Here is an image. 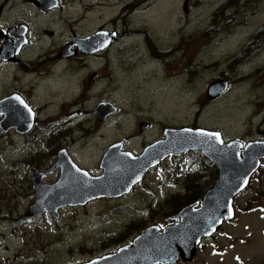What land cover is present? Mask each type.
<instances>
[{
	"label": "rangeland",
	"instance_id": "obj_1",
	"mask_svg": "<svg viewBox=\"0 0 264 264\" xmlns=\"http://www.w3.org/2000/svg\"><path fill=\"white\" fill-rule=\"evenodd\" d=\"M227 1L131 0L137 3L139 15L129 18L117 1L112 5L117 4L118 9L104 4L95 9L94 2L72 0L75 8L66 14L67 20L71 17L65 25L66 35L87 34L104 24L120 30L124 20H128L127 28L134 24L145 40L141 36L121 40L103 60L81 65L80 79L77 69L67 70L66 106L61 116L65 124L60 129L63 139L58 147L67 149L73 161L90 172L110 145L135 133L138 136L125 145L127 151L134 153L158 139L164 127L216 128L227 143L260 140L264 135V49L245 60L239 59L231 68L229 65L264 25V0H255L258 4L254 9L243 8L249 0H238L234 24L230 22L222 32L217 23L207 33L215 13ZM228 8L223 13L231 18L235 10ZM150 39L162 52L172 49L165 56L171 58L150 63L145 49ZM92 73L96 75L90 79ZM218 81H228L229 89L210 99L207 89ZM99 103H109L117 111L98 121L95 109ZM70 113L74 115L68 117ZM144 123L151 128L140 134ZM37 150L28 146L13 149V165L5 158L6 163L0 167L1 174L6 173L0 176V217L9 208L13 210L10 219H1L13 224V237L9 224H0V257L13 258V264H86L116 252L140 233L139 226L162 221L168 208L157 209L159 203L163 207L169 195L178 191L183 194L180 187L185 178L187 185L197 184L203 191L214 182L210 175L208 180L197 182L200 176L192 174H200L207 164L201 163L198 154L186 155L171 163L167 161V168L162 167L145 185L122 199H101L79 209L65 207L59 211V220L49 214L27 217L25 213L34 201L28 166L35 167L31 154ZM57 152L49 151L46 158L52 160L41 168L52 165ZM191 167L196 173H189ZM206 173L212 174V169ZM181 197L180 201L184 195ZM119 206L129 208L115 209ZM148 207L154 208L149 219ZM143 208L145 212H141ZM233 208L234 220L222 226L224 236L218 255H212L209 248L204 250L209 247L206 246L194 256L192 264H264V160L245 191L234 198ZM137 221L141 222L131 224L125 232H130V236H115L123 230L122 224ZM120 239L123 241L118 242Z\"/></svg>",
	"mask_w": 264,
	"mask_h": 264
},
{
	"label": "flooded vegetation",
	"instance_id": "obj_2",
	"mask_svg": "<svg viewBox=\"0 0 264 264\" xmlns=\"http://www.w3.org/2000/svg\"><path fill=\"white\" fill-rule=\"evenodd\" d=\"M75 1L77 3H79L80 1L83 3H87L88 1L94 2L96 3V5L94 6L95 9L99 8L97 5L101 4H104L109 9H114V7L118 9V4L124 10L126 17L131 18L132 16L139 15V12L137 11V3H131V0ZM115 1H117V4L112 5V3ZM74 8L75 5L73 4L72 0H0V167L2 166V164L6 163L5 158H7V160L13 165V149L17 150L18 148H23L25 146H28L30 150H34L37 148L39 149L37 150V153L31 154V157L34 155V161H32L31 163L35 165V167H32L41 174L46 173L54 168L58 153L60 151L64 150L70 157L67 149H60L58 147V144L63 139V135L61 134L62 131L60 129L61 126L65 124L61 116L63 114L62 112L65 111L66 106L64 94L67 70L73 72L75 69H77V76L80 79L79 73L81 70V65L84 64V66H88L91 61L103 60V58L112 50L114 45L118 44L121 40L127 41L131 38L139 39L140 36L141 38H143V41L145 40V36L143 34H138V27H136L134 24L132 25L131 29L127 28L128 20H124V28L122 26L120 30L118 28H106L104 26L106 24H104L87 34H76L72 32L71 35H66L65 25L66 22L71 19V17H69V20H67L66 14L67 11H71ZM85 10L87 13V9ZM144 11L145 10H143L142 12ZM103 13L104 12L102 11L101 14ZM101 14L100 17L103 18L104 16ZM99 33L106 34L108 38L112 36L109 45L105 49L95 51L92 54L87 55L82 52L81 47L77 44H80L81 40L93 37L94 35ZM207 33H209V31H207ZM150 41L151 43L147 44H145L144 42L145 49H147V52H149L147 55L148 61L150 63L158 64L171 58V56H169L166 59L165 56L173 52L172 49H170L168 52H162L160 46H157L156 43H154L151 39ZM242 48H244V45ZM143 52L144 54H146V51ZM159 53L161 54L159 55ZM75 65H77V68H75ZM95 75L96 73H92L90 74L89 78L93 79ZM71 77L75 79L76 75L72 74ZM74 86L75 85H73V87ZM13 112H21L22 126L18 125L17 127H13V123H9L8 120L4 121L6 115L7 118L10 117V121H12ZM22 112H24V114ZM73 115V113H70L68 117H72ZM27 123L31 125L29 129H27ZM150 128L151 127L148 124V127L145 129V131L141 132L140 134L147 133ZM178 129H182V127H164L158 139L145 144L139 151L131 153L134 156H141L148 146L164 140V133L166 131ZM209 130H215L221 133V131L216 128H211ZM137 136L138 135L133 133L132 135L127 136L124 140L121 141L123 143V152H130L125 149V145L127 142ZM261 136L262 138L257 141H235L245 146L251 142H264V135L261 134ZM221 137L223 138L222 133ZM222 140L223 142L227 143L224 138ZM39 144H41V146ZM20 145H22V147H20ZM111 146L112 145H110L105 150V152L99 158L96 168L90 172L77 165L71 157L70 159L77 168L86 171L93 178H98L104 175V170L101 168L100 164L102 157ZM51 150H58L56 154V160L52 165L48 167H46V165L41 168L42 165H45L48 161L52 160L46 158V155ZM39 151H41V154L39 153ZM193 154L200 155L201 163L206 162L207 164L206 166L203 165L204 170L201 168L202 173L192 174L193 176H200L199 178H197V182L201 181L202 179L208 180L209 175L211 176L210 180H214L215 182L217 178V169L215 165H213L212 162L208 158L203 156L200 152H189L186 155L187 157H189ZM37 155L40 156L37 157ZM176 159L179 158H165L162 161L157 162V164H155L154 166H151V168H149L144 174L140 183L134 186L131 191L137 189V187L142 184L145 185V183L154 173L159 172L162 167L167 168L165 167L166 164H168V162L171 163L173 161H176ZM30 167L31 166H28V170L31 175V169H29ZM210 169H212L213 174L206 173V171ZM5 175L6 173L2 175L0 170V176L2 177ZM60 176V169L55 168L54 171H52L42 179L41 183L44 185H53L59 180ZM185 182L186 178L184 183ZM184 185L180 187L181 191L184 192L183 194H180L178 193L179 191H176L177 193L169 195L166 201L162 203L165 206L162 207V205H160L161 203H159L157 209L163 210L165 208H168V212L165 214L162 221L160 223L148 224L145 227L139 226L140 233L136 235L134 239L150 227H157L159 228V232H163L167 228L169 223H178L180 219L175 220L173 218L188 206L198 204V209L206 193L211 189L210 187L212 186L211 185L209 187L210 189L208 188V190L203 191V189H201V187L197 184H193L194 187L193 185L189 186L188 190H184ZM131 191L128 194H130ZM128 194H124L115 199H110L109 201L122 199ZM183 195L184 198L180 201L179 199L182 198L181 196ZM99 200L101 199L85 202V204L81 206H64L63 208L65 209V207H68L67 209H79L82 207H87L89 204ZM170 203L172 204L169 205ZM127 208L129 207L119 206V208L115 209L125 210ZM148 209L150 213L148 216L149 219L154 208L148 207ZM7 212H5V215H3V217H0V224L2 226L7 224L8 222H3L1 221V219H10L12 217L13 210L9 208ZM141 212H145V208L141 209ZM2 213L3 212H0L1 216ZM49 217H51L50 214ZM232 221L233 220L222 222L221 226L216 229L215 233L211 237L201 239L197 247L196 255L201 251L202 248H205L206 246L209 247H206L204 250L209 248L211 249L210 253L212 255H218V253L216 252L220 246L219 242L221 243V236H224L222 226L228 222L231 223ZM139 222L141 221L132 223L127 222L125 224H122L123 230L121 232H116L115 236H117V238H119L123 234L124 237L130 236V232L126 234L125 232L129 230L131 224ZM8 224L11 229L10 236L13 237V224ZM123 239H120L118 242L123 241ZM131 243L125 244L124 246L130 245ZM5 248L7 251L6 246L4 247V249ZM195 257L193 259H195ZM193 261L194 260H192L191 262H185L184 260H182V258L179 257L177 264H192ZM0 264H13V258L11 260V258L9 257H0Z\"/></svg>",
	"mask_w": 264,
	"mask_h": 264
},
{
	"label": "water",
	"instance_id": "obj_3",
	"mask_svg": "<svg viewBox=\"0 0 264 264\" xmlns=\"http://www.w3.org/2000/svg\"><path fill=\"white\" fill-rule=\"evenodd\" d=\"M184 11H187L186 3ZM110 38L99 33L81 40L77 45L88 55L105 49ZM226 90L227 82L218 81L209 86L208 96L214 99ZM116 111L109 103H100L95 109L98 121ZM7 120L13 123V127L22 126L21 112H13L12 121L6 115L4 121ZM30 126L27 123V129ZM146 128L147 125L142 124L140 131ZM164 136V140L147 147L139 157L123 152L122 142L112 145L102 157L100 165L104 175L98 178L77 168L67 153L60 151L50 171L41 174L31 168L35 199L26 216L37 217L50 213L58 219V209L61 207L81 206L99 198L120 197L128 194L157 162L169 156L200 152L215 165L217 178L198 209V204L188 206L173 218L180 221L169 223L163 232H159L157 227H150L137 236L132 244L87 264H177L179 257L191 262L201 239L211 237L223 221L234 218L233 200L247 188L250 178L259 169L264 159V142L249 143L243 149V145L238 142L225 144L218 132L199 128L168 130ZM55 168L60 169L59 180L53 185L42 184V179Z\"/></svg>",
	"mask_w": 264,
	"mask_h": 264
},
{
	"label": "trees",
	"instance_id": "obj_4",
	"mask_svg": "<svg viewBox=\"0 0 264 264\" xmlns=\"http://www.w3.org/2000/svg\"><path fill=\"white\" fill-rule=\"evenodd\" d=\"M237 1L238 0H228L225 5L218 9L211 21L212 26L207 29L209 32L210 30H214V27L217 25V23L219 24V30H222V32L226 31V26L230 24V22L234 24V18L235 16H237L236 9L237 7H239ZM257 4L258 3H256L255 0H249L243 4V8L254 9ZM227 6H229L228 10H235L231 14V18L230 15H225V13H223L224 9L227 8ZM242 49L243 50L240 53H237L234 56L233 64L229 65V68L233 67L239 59L245 60V58L249 57L251 53L259 52L261 49H264V25L251 36L247 45ZM189 173H196V171L194 170V168L191 167ZM200 173H202V170H200ZM184 184V190H188L189 185H187L186 182Z\"/></svg>",
	"mask_w": 264,
	"mask_h": 264
},
{
	"label": "bare ground",
	"instance_id": "obj_5",
	"mask_svg": "<svg viewBox=\"0 0 264 264\" xmlns=\"http://www.w3.org/2000/svg\"><path fill=\"white\" fill-rule=\"evenodd\" d=\"M112 37V36H111ZM128 38V37H127ZM111 39V38H110ZM227 82V81H226ZM210 86V85H209ZM209 88V87H208ZM229 89V83L227 82V90ZM227 90L224 92V93H222L221 95H219V96H222L223 94H225L226 92H227ZM207 95H208V89H207ZM218 97V96H217ZM145 124V123H144ZM145 125H147V124H145ZM147 127H148V125H147ZM183 129V128H182ZM190 129H197V128H190ZM199 129H201V128H199ZM179 130V129H178ZM204 130H208V129H204ZM208 131H212V132H218V133H220L219 131H215V130H208ZM220 135H221V133H220ZM222 138V137H221ZM223 139V138H222ZM231 142H237V141H231ZM231 142H229V143H231ZM225 143V142H224ZM229 143H225V144H229ZM194 153H196V152H194ZM170 157H174V156H169L168 158H170Z\"/></svg>",
	"mask_w": 264,
	"mask_h": 264
},
{
	"label": "snow or ice",
	"instance_id": "obj_6",
	"mask_svg": "<svg viewBox=\"0 0 264 264\" xmlns=\"http://www.w3.org/2000/svg\"><path fill=\"white\" fill-rule=\"evenodd\" d=\"M217 138H219V137L217 136Z\"/></svg>",
	"mask_w": 264,
	"mask_h": 264
}]
</instances>
